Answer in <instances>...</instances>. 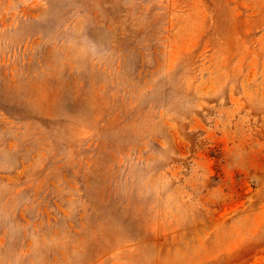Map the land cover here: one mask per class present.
I'll return each mask as SVG.
<instances>
[{"label": "rangeland", "instance_id": "1", "mask_svg": "<svg viewBox=\"0 0 264 264\" xmlns=\"http://www.w3.org/2000/svg\"><path fill=\"white\" fill-rule=\"evenodd\" d=\"M0 264H264V0H0Z\"/></svg>", "mask_w": 264, "mask_h": 264}]
</instances>
